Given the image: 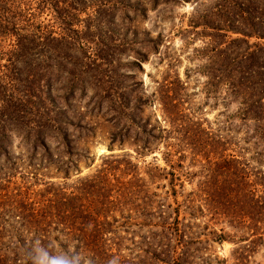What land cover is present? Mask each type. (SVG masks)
Listing matches in <instances>:
<instances>
[{
    "label": "trees",
    "instance_id": "1",
    "mask_svg": "<svg viewBox=\"0 0 264 264\" xmlns=\"http://www.w3.org/2000/svg\"><path fill=\"white\" fill-rule=\"evenodd\" d=\"M157 3L150 0L149 5ZM146 10L141 0H0V43L10 41L8 46H0L1 58L6 59L0 62V264H210L200 254L197 243L202 240L187 234L192 218L180 220L176 202L174 218L168 221L171 204H153L155 192L145 202L144 215L149 219L130 221L139 228L147 226L138 232V247L124 253L120 236L115 240L107 236L117 232L110 230L117 216L113 212L123 216L125 209L132 210V182L142 185L144 179L124 157L105 154L93 173L78 175L70 182L46 179L40 186L41 177L52 169L65 178L73 167L78 169L79 159L74 155L79 152L70 133L83 128L85 112L99 110L104 99H113L117 106L128 104L125 94L131 89L112 90L118 75L110 52H136L135 65L146 59V54L137 53L144 51L133 43L136 32L129 26ZM117 12L128 18L124 30L111 28ZM239 29L235 31L241 36L221 40L214 47L222 63L217 76L239 103L235 116L246 125L247 119L254 121L253 131L247 127L250 137L256 135L263 143L253 154L259 164L264 160V24L253 25L249 31ZM252 35L260 39L249 42ZM145 41L157 51L161 38ZM77 52H81L80 58ZM84 54L90 60H84ZM55 83L60 93L54 92ZM89 85L97 104L87 107V101L82 110L73 99L77 90L86 92ZM134 97L136 108L142 100ZM175 99L168 95L163 100V122L155 118L150 123L148 118L139 124L142 149L163 144L165 165H147V177L149 181L167 178L175 194L174 180L181 175L177 169L185 151L193 159L204 160L208 174L198 184L203 203L206 201L211 215H223L230 225L244 226L250 233L234 249L232 264H242L246 258L243 249L250 251L264 230V169L249 164L240 150L226 153L231 134L207 129L183 111L182 98ZM15 137H19V150L12 147ZM19 165L24 171L17 182L10 173ZM151 215L161 221L151 222ZM211 233L218 241L229 238L222 228Z\"/></svg>",
    "mask_w": 264,
    "mask_h": 264
},
{
    "label": "rangeland",
    "instance_id": "2",
    "mask_svg": "<svg viewBox=\"0 0 264 264\" xmlns=\"http://www.w3.org/2000/svg\"><path fill=\"white\" fill-rule=\"evenodd\" d=\"M141 1L147 6L143 17L142 15L135 17L129 25L124 13L117 12L118 15L115 14L111 24L113 30H124L128 25L134 28L137 39L133 43L144 51L137 53L146 54V59L140 61V65H135L133 61L136 60V52L130 49L120 54L110 52L114 55L113 64L116 66L113 65V67L118 75L117 85H115V79L112 82L115 85L112 90L131 89L128 94H125L128 104L117 106L113 99H104L99 110L95 108L91 112H85L83 128L75 129L70 133L76 143L75 148L79 152L78 155H74L79 159L78 169L74 170L73 167L67 178L62 176L61 171L52 169L53 171L41 177L40 186L46 179L59 183L63 180L70 182L78 175L93 173L102 163L105 154L124 157L130 160L132 166H135L134 171L144 178L142 185L140 182L131 184L134 192L130 194L134 199L131 202L132 210L125 209L126 215L123 216L119 212H113L117 216L116 220H112L110 230L117 232L107 233L109 234L107 236L114 240L120 236L121 249L124 253H127L129 248L138 247L137 242L140 240L138 232L146 229L147 226L139 228L138 224L130 221L149 219L144 215L148 209L145 202H149L147 195L155 192L156 195L152 197L153 204L158 202L171 204L167 207L168 221L174 218L173 206L176 202L179 203L180 220L192 218L191 225L186 227L187 234L202 240V243H197L201 246L200 254L207 256L210 264H232L236 254L234 249L244 244L246 242L244 236L250 238V233L245 232L248 230L244 226L230 225L223 215H211L212 211H209L206 201L203 203L204 196L202 193L198 194L200 192L198 184L207 176L208 166L204 160H200L199 157L193 159L191 153L185 151L186 157L177 169L181 175L174 180L175 194L167 178L160 180L155 178L154 181H149L147 165L156 163L165 165L161 152L163 144L158 143L159 145L152 147L151 150L142 149L140 144H142L143 130L139 124L148 118L150 123H154L155 118L162 121L163 100L167 101L168 95H172L176 98L175 100L182 98L183 111L194 120L202 122L207 129H212L219 134L225 132L228 135L231 134L232 144L228 146L226 153L238 154L240 150L242 158L247 159L249 164L264 169V160L258 164L253 157V154H256L263 146L256 135L250 137L254 121L246 120L251 129L248 130L247 125L235 116L239 103L229 96L222 78L217 76L222 63L219 64L220 55L214 49L215 45L219 46L221 40L228 41L231 37L241 36L240 32L235 31L237 28L249 31L253 25L263 26L264 0H158L154 7L149 5L150 0ZM127 36L129 39L132 37L130 31ZM157 36H160L161 42L158 44L157 51H154L145 38L154 39ZM259 39L255 35L248 37L249 42ZM9 42V40L1 42L0 46H8ZM1 54L0 52V62H6V59L1 58ZM76 54L79 58L81 57V52ZM85 54L90 55L91 52H85ZM85 54L84 60H90ZM116 57L117 60H115ZM58 86V83L54 84L56 93L61 92ZM92 88L93 86L89 85L86 92L77 90L73 103L78 108L84 110L87 101L89 103L87 107L96 106L97 103L92 97L95 95ZM134 96L141 98L142 103L138 105L140 107L133 108L136 98ZM229 122L232 123L231 127ZM238 124L240 128L237 129ZM19 144V137H15L13 149L19 150ZM49 144L51 147L54 146V143ZM109 145H111L110 148ZM38 150L41 151V149ZM123 167L124 164L119 168ZM18 168L20 170L10 173L11 179L17 182L21 180V171H24L22 165ZM127 170L133 172L131 168ZM151 216V222L161 221L154 215ZM221 228L229 238L234 237V240L213 239L212 230L220 232ZM244 232L246 235H243ZM240 235H243V239ZM250 248V251L243 249L246 258L242 264H264V230L261 231V236L256 240L254 247L250 246ZM136 250L131 252L134 254Z\"/></svg>",
    "mask_w": 264,
    "mask_h": 264
}]
</instances>
